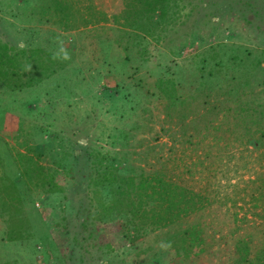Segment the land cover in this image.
Instances as JSON below:
<instances>
[{"label":"rangeland","instance_id":"obj_1","mask_svg":"<svg viewBox=\"0 0 264 264\" xmlns=\"http://www.w3.org/2000/svg\"><path fill=\"white\" fill-rule=\"evenodd\" d=\"M168 1L165 19L148 22L134 0H70L82 12L71 28L46 0H0V57L25 46L46 51L44 79L20 86L0 76V172L17 184L32 228L29 239L3 238L0 201V261L235 264L237 245L244 256L264 253V205L245 185L263 171L264 147L245 142L241 130L221 132L220 141L209 137L201 165L195 145H181L174 127L195 98L202 52L221 45L264 51V0ZM253 84L264 105V69ZM164 162L204 192L196 219L216 233L212 248L188 257L168 243L177 228L133 231L132 240L119 218L85 224L94 194L115 190L92 183V174L117 167L138 198L141 173ZM45 175L61 188L46 189Z\"/></svg>","mask_w":264,"mask_h":264},{"label":"trees","instance_id":"obj_2","mask_svg":"<svg viewBox=\"0 0 264 264\" xmlns=\"http://www.w3.org/2000/svg\"><path fill=\"white\" fill-rule=\"evenodd\" d=\"M142 7L148 22H159L155 17L164 18L169 12L168 0H134ZM64 20L77 25L82 12L75 10L70 0H46ZM49 6V5H48ZM76 12L78 15L76 16ZM93 22V20H86ZM160 24V23H159ZM213 46L201 53L199 69L201 71L199 86L195 98L188 99L183 116L175 123L177 136L181 145L194 146L197 162L204 165L210 152L205 146L210 138L220 141L225 138L219 133L243 131L245 142L264 147V105L262 92L254 86L255 73L264 69V51L256 48ZM44 51V52H43ZM45 50L42 48H18L11 58L0 57V76L12 80L20 86L30 85L45 78ZM46 59V58H45ZM31 67L28 71L26 67ZM28 81L24 79L27 73ZM47 75V74H46ZM194 95V94H193ZM209 139V140H208ZM209 141V142H208ZM223 155L218 153L219 161ZM177 157V155L175 156ZM41 174V173H40ZM43 186L50 192H56L58 183L45 175L41 176ZM94 184L112 186L110 193H95L93 206L87 213L86 222L100 224L106 220L119 218L122 232L127 238L134 240V233L146 228H177L169 235L168 243L175 249L191 254L193 251H204L213 247L219 240L216 233L209 230L207 221L198 220L196 216L205 211L202 190L177 180L168 162L161 163L159 170L149 174L141 173V197L131 195V176L124 174L117 167L104 168L91 175ZM253 184L249 197L257 205H264V169L245 185ZM0 201L3 207V218L6 223L5 237L23 241L31 238V222L24 210L20 191L14 180L0 172ZM194 217V218H193ZM194 219V220H191ZM35 241V240H34ZM27 242V243H26ZM31 242V240L29 241ZM29 244L28 241H25ZM247 244V243H246ZM36 248L35 243H33ZM239 255L235 264H264V253ZM0 264H18L17 261H0Z\"/></svg>","mask_w":264,"mask_h":264}]
</instances>
